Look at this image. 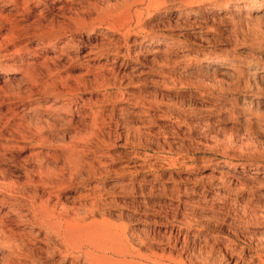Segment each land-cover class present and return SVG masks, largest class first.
Segmentation results:
<instances>
[{
	"label": "rangeland",
	"instance_id": "rangeland-1",
	"mask_svg": "<svg viewBox=\"0 0 264 264\" xmlns=\"http://www.w3.org/2000/svg\"><path fill=\"white\" fill-rule=\"evenodd\" d=\"M50 2L42 23L33 3L21 10L26 17L0 4L20 26L64 33L61 42L28 32L9 41L0 23V86L11 84L5 99L16 98L9 106L28 103L33 90L36 115L56 119L2 120L0 202L23 210L0 203V226L15 236L0 235V264H72L80 256L65 259L59 234L31 212L36 200L68 214L115 264H235L233 253L259 264L264 0H82L84 23L69 20L76 9L66 17ZM26 44L35 57L17 83L21 73L9 75L5 65Z\"/></svg>",
	"mask_w": 264,
	"mask_h": 264
},
{
	"label": "bare ground",
	"instance_id": "bare-ground-1",
	"mask_svg": "<svg viewBox=\"0 0 264 264\" xmlns=\"http://www.w3.org/2000/svg\"><path fill=\"white\" fill-rule=\"evenodd\" d=\"M48 1H51L52 2L51 5L54 7V8L53 7H50V8H53V9L57 10V12H59V14L61 13V15H64V16L66 15V17H67V14L68 13H71L72 10H75L76 9V12L75 13L77 14V18L75 19V17L69 15L68 16L69 20L70 21H73L72 23H74L76 21H77L76 23H82L83 22V19L84 18L81 15H84L85 14V9H83V7L81 6V3H82L81 1L82 0H0V4H2L4 7L5 6L6 7H8V6L13 7V9H15V12H16L17 17H21V16L26 17L28 15L24 16V14L21 13V10H23V12L26 13L25 10H27V11L31 10L29 8H30L31 3H33L32 5H33V8L35 7V10L34 11L36 12L34 14V18L39 19L38 21L36 19L34 21L41 22L42 23V21L45 19V13L48 10V6H49L47 4ZM257 1H259V0H257ZM39 3L40 4L42 3L46 7L43 8V9H39V7H40V4ZM77 6L80 7V8H78V10H77V8H75ZM44 10H46L45 13L43 12ZM7 15H8V13H7ZM7 15L6 16H3L0 13V23L2 22V24H3V22H5L3 26H8V33L7 34L5 33L6 36H4L5 38H7L6 40L16 41V42H21L22 41L23 42L22 34H24V32H26V33L28 32L29 34H31V36L34 39L40 38L44 42H51L52 39H54L56 42H61L63 40V37H64L63 34L64 33L61 34L60 32L59 33L58 32H54V31H52V30H50L48 28L47 29L40 28L38 25L35 26V27H33V28H32V26H26V27L25 26H20L19 23L15 21L16 20L15 18H14V20L12 19L13 14H12V17L11 16H7ZM32 15H33V13H32ZM36 22H35V24H36ZM52 24H54V22ZM31 40H33V39H28L27 41L29 42ZM46 44H49V43H46ZM27 45L28 44H26L24 46L23 45L21 46V48H20V51L21 52L20 53H22V55L20 53L18 55L17 54H14V57L11 58L12 60L11 61L9 60L10 62L8 64L6 63L7 65H5V67L7 69H6L5 72H7L9 75H16L17 73H21V72L23 73V71H21V70H23V68L25 67V64L26 63H29V62H25V61L28 58L35 57V55L31 53L32 52V49L30 47H28ZM36 49H38V46L34 48L35 53L38 54V52H37ZM61 49H62L61 51L63 52L62 54L65 56V54L67 52L66 49L63 46H62ZM17 58L20 59V61L18 62V63H20L19 65L21 66V67H19L20 69L17 68V66H15V63L16 62H14V60H16ZM46 61H47V59H46ZM45 66H46V64H45ZM48 67H51V66H48ZM26 71L24 72L25 74H22L21 73V78L22 79H19L20 77L19 78L13 77L12 78V81L17 82V83H21L22 80H27L28 77H29V73H27ZM5 72H4V75H5ZM28 81H27V83H28ZM6 84H7V82H4L3 85L0 86V104H1L0 105V129H3L5 127V125L2 124V122H4L2 120H5L4 119L5 117H8V116L11 115L13 118L14 117L15 118H18L20 113H24V115H25V113H28L29 116L32 115V114H35V116H37V119H38L37 121L45 122V123H49L50 120H53V119L56 120L54 118V116H52L47 111H45L44 114H42V115L41 114L40 115H36L38 109L40 108L39 107L40 104L38 103L40 96H39V94H37L33 90H30L31 95L29 96L28 103H26V104L25 103L14 104L13 107H11L12 105L9 106L10 103H13V102L15 103L16 102V98L13 97V98H8V100L5 99L6 96L9 97V95H6L7 92H8V90H7L8 88L7 87H9V89H10V85H11V84L9 85V83L7 85ZM25 84H26V82H25ZM19 87L20 86H18V88ZM20 88H22V87H20ZM10 90H9V92H10ZM6 104H7V106H6ZM38 104H39V106H38ZM3 105H5L7 107L6 110L2 108V107H5ZM49 106H47V107H49ZM47 110L48 111H56V108H55L54 105H52L51 107L47 108ZM28 114H27V116H28ZM6 119H8V118H6ZM10 119H12V118H10ZM20 119H22V118L20 117ZM69 122H71V121H69ZM13 123H14V121H13ZM15 123H18V122H15ZM18 126H20V124H18ZM19 132L21 133V129L19 130V128H18V133ZM12 194H13V192H12ZM8 197H9V193H8ZM10 197H11V194H10ZM12 199H13V197H12ZM15 199H17V198L15 197ZM0 203H1V207L2 206H4V207L10 206V208L11 207L13 208V212H16L17 214L20 213V212L22 213L23 206L22 207L12 206V205L8 204L6 201H1ZM31 204H33V208H31V212L33 214V211H34V216H37L36 218H38V216H40V219L42 220L41 222L43 224L42 226H44V228L45 227L48 228V231H49V229L52 230V231L54 230L53 234L54 233H57L56 235L59 234V236L61 237L62 244L65 246L64 249H66L65 250L66 251V257H65V259H69L72 256L71 255L72 254V251H75V253L76 252L79 253L80 256H78L77 258H74V262H72V264H112L113 263V261L111 260L112 257L110 256V255H112V252L109 255L111 258L108 256V253H110L109 251H111V250L108 249L107 247L100 246V245L96 244L95 242H92L91 239H90V242H87V237L84 235L85 230L83 228H81V227L74 226L73 221L71 220V217L68 216V214H65L64 212L57 210L58 208H56V206L55 207H52L51 204L47 200L46 201H41V202H38L36 200V202L34 201ZM34 216L32 218H34ZM4 217L3 218L0 217V225H2L3 223H5L4 222V220H5ZM263 219H264V217H263ZM263 219H261L262 220V226H263V230H262L263 232L262 233H264V220ZM38 221L40 222V220H38ZM40 224L38 226H40ZM42 226H40V227L42 228ZM8 233L6 232V230L2 226H0V235L1 236L6 237L7 240H8L7 237H11L12 239H15V238H13L14 235L12 236L13 232H12V234L10 236H9ZM255 249L256 248H254V251H255ZM260 252H262V251H260ZM241 253H242V251H241ZM237 254L234 255V253H233L232 256H230L229 259L232 260L231 263H233V261H234V258L233 257H236L237 258V262L235 264H242L243 260L245 261V258L243 256V254H238V256H237ZM254 254L258 258L259 264H264V255H262L261 253H258L257 250L254 252ZM74 256H76V255H74ZM81 256L85 257L86 260H84L83 262H80V260L82 258ZM137 258L140 259V260L146 259L145 261H147L149 263H153V260H151L149 258H145L141 253L137 254ZM114 260H117V259H114ZM251 260H250V262H251ZM117 263H121V262L120 261H116V264ZM113 264H115V263H113ZM139 264H142V263H139ZM154 264H165V263L162 260H156V261H154Z\"/></svg>",
	"mask_w": 264,
	"mask_h": 264
}]
</instances>
